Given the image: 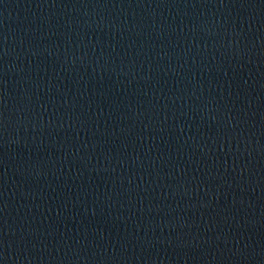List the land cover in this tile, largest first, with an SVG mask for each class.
<instances>
[{"label":"water","instance_id":"1","mask_svg":"<svg viewBox=\"0 0 264 264\" xmlns=\"http://www.w3.org/2000/svg\"><path fill=\"white\" fill-rule=\"evenodd\" d=\"M0 264H264V0H0Z\"/></svg>","mask_w":264,"mask_h":264}]
</instances>
